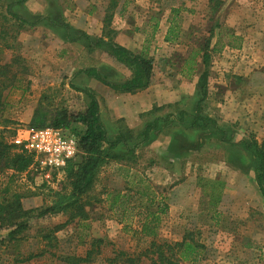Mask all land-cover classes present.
Segmentation results:
<instances>
[{
    "label": "rangeland",
    "instance_id": "rangeland-1",
    "mask_svg": "<svg viewBox=\"0 0 264 264\" xmlns=\"http://www.w3.org/2000/svg\"><path fill=\"white\" fill-rule=\"evenodd\" d=\"M125 1H120L113 20L112 27L119 31L116 39L135 52L146 49L155 61L156 73L148 98L138 105L136 115L125 120L128 128L134 132L143 130L154 119L149 114L155 107L165 108L156 116L167 115L175 110L166 107L179 103L182 97L186 100L181 108L195 110L198 77L188 79L178 71L182 59L210 39L211 49L218 43L221 50L211 58L209 94L203 103V114L216 118L236 142L255 139L263 143L264 0H220L223 5L215 16L213 0H130L122 10ZM53 3L73 29L99 38L108 0H30L25 8L31 16H45ZM173 9L178 13L173 14ZM173 19L181 34L178 42L167 43L164 37ZM156 24L159 31L154 33ZM17 39L19 46L14 50H5L0 43L2 63L19 55L28 69L20 86L5 93V118L10 124L0 123V136L7 143L12 144L18 128L49 126L57 109L64 108L72 114L85 110L89 99L75 88L95 92L105 124L114 127L108 101L99 93L102 83L75 72L95 64L110 81L119 82L131 76L130 70L115 65L106 49L88 52L92 54L89 55L81 44L67 43L61 32L46 25L20 31ZM226 43L233 47L222 48ZM69 52L71 57L65 59L63 53ZM42 97L46 100L40 108ZM121 105L117 106L120 110ZM145 108L150 111L144 112ZM189 122L187 118L186 124ZM218 137L212 129L193 131L177 123L153 133L149 144L138 151L135 163H111L101 170L88 196L91 206L87 222L75 221L56 233V248L52 249L38 239L39 228H52L68 218L58 215L34 221L28 239L21 245L0 249V264H68L58 257H85L94 239H101L102 244L100 254L89 264H108L107 259L118 252L132 256L143 253L151 242L137 234L143 217L137 216V211L122 217V211H111L110 204L119 192L131 189L134 194L147 188L155 193L157 202L169 207L161 216L157 238L160 242H180L191 234L205 246L204 258L197 264H264V198L256 183V163L242 147L221 143ZM12 174L8 170L6 175ZM15 177L11 189L22 195L26 209L51 205L54 194L66 184L65 173L31 169ZM200 180L204 184L222 183L218 187L221 201L216 208L210 197H204ZM120 217L123 223H119ZM7 233L0 231V238ZM41 251H51L56 257L46 254L18 262ZM138 264L150 261L142 258Z\"/></svg>",
    "mask_w": 264,
    "mask_h": 264
},
{
    "label": "trees",
    "instance_id": "trees-1",
    "mask_svg": "<svg viewBox=\"0 0 264 264\" xmlns=\"http://www.w3.org/2000/svg\"><path fill=\"white\" fill-rule=\"evenodd\" d=\"M28 1L30 0H0V43L5 50L18 48L17 38L20 31L33 30L39 25H46L51 30L61 32L67 43L81 44L89 53L106 49L109 56L118 65L131 71L129 78L119 82L110 81L105 73L95 67L82 69L77 72V76L84 74L94 78L117 94H136L148 89L155 82V61L147 54V50L134 52L115 41L118 31L112 26L121 0H108L109 3L103 17L102 34L99 38L90 36L84 31L73 29L64 18L63 12L59 11L54 3L45 16L29 15L25 8ZM129 1L126 0L123 3L122 10L125 9V5ZM211 2L215 16L223 4L220 0ZM172 12L176 14L178 10L173 9ZM170 25L164 41L176 43L181 31L175 19ZM218 25L216 23V28H219ZM157 31H159L158 24L153 27V32ZM226 46L233 47L232 43H226L222 45V48ZM220 50L218 43L211 49L210 39H208L202 46L193 48L182 59L178 74L184 75L188 79L198 77V101L195 110L189 112L181 108V104H184L186 100L184 97H182L183 101L166 107L175 110L167 115L156 116L157 112L165 108L155 107L149 114H153L154 119L148 121L144 129L139 132H134L128 128L123 119L112 122L114 127L110 128L103 120L97 94L73 86L75 90L87 96L89 99L87 107L76 114L69 113L64 108L57 109L54 115H51L53 117L49 126L69 131L70 134L74 135L79 142L80 155L65 169L66 184L61 192L54 194L52 204L49 206L26 209L22 202V195L11 189L12 179L16 175L30 172L34 165V155L7 143L0 136V231L8 232L5 238H0V249L3 247L9 249L21 245L28 239V233L33 229L32 223L34 221L63 215L68 218L65 223L55 225L52 228L40 227L37 232L38 239L46 243V247L55 249L56 233L75 221L83 224L90 219L88 208L91 205L88 196L93 191L101 170L111 163L125 164L126 166L135 163L134 161L138 158V151L149 144L152 134L173 123L183 124L193 131L212 129L219 135L218 138L221 143L242 147L244 151L250 153L256 163V183L264 198V142L259 143L255 139L236 142L229 135L230 132L227 129L219 126L216 118L202 112L203 103L207 101L209 94L211 58ZM3 53V49H0V54ZM26 73H28L26 61L19 55L13 56L7 63L0 61V123L2 124H10V121L5 118L6 107L8 106L5 93L20 86L21 78L25 77ZM44 100L46 98L42 97L39 104L40 108H42L41 104ZM187 118L190 119L188 124H186ZM8 170L13 171L11 177L6 175ZM199 183L204 197H210L216 208L221 201V191L218 187L222 186V183L208 181L204 184L203 180H200ZM110 210L122 211V217L130 216L137 211L136 215L143 217V220L139 221L141 226L137 230V234L140 238L151 239V242L143 253L132 256L125 252H118L113 258L107 259L108 264H138L142 258L149 260L150 264H197L203 260L205 246L194 240L191 234H186L182 241L176 243L157 240L161 216L168 212L169 207L162 202H157L156 195L150 188L145 191H137L134 194L131 189H127L125 193L124 191L117 193L110 204ZM122 217H120L119 223L124 222ZM101 244V239H94L89 243L91 249L86 252L85 257L71 255L58 257V259L68 264H89L93 262L95 256L100 254ZM48 252L41 251L37 254H31L27 258L18 260V262H29L46 254L56 257L55 253Z\"/></svg>",
    "mask_w": 264,
    "mask_h": 264
},
{
    "label": "built area",
    "instance_id": "built-area-1",
    "mask_svg": "<svg viewBox=\"0 0 264 264\" xmlns=\"http://www.w3.org/2000/svg\"><path fill=\"white\" fill-rule=\"evenodd\" d=\"M12 144L34 155L31 169L41 172L64 173L69 163L80 155L78 139L63 129L18 128Z\"/></svg>",
    "mask_w": 264,
    "mask_h": 264
},
{
    "label": "crops",
    "instance_id": "crops-1",
    "mask_svg": "<svg viewBox=\"0 0 264 264\" xmlns=\"http://www.w3.org/2000/svg\"><path fill=\"white\" fill-rule=\"evenodd\" d=\"M119 33V31H118ZM102 34V30L100 31V34H99V37L101 36ZM117 38V37H116ZM116 43H118L119 45L133 51L129 46H127L126 44H120L118 39L115 40ZM66 46H68L67 44H65ZM69 47H65V50H67ZM98 52V51H97ZM135 52V51H134ZM88 53V52H87ZM96 53V51L94 52ZM65 55V59H67L69 56L71 57V54L70 52L67 54V53H63ZM89 54V53H88ZM89 55H92V54H89ZM113 63L116 65L117 63L113 60ZM118 65V64H117ZM120 66V65H118ZM99 68L98 65H92V66H89V67H82V68H79L75 73H77L78 71L82 70V69H88V68ZM124 68V66H121ZM127 69V68H126ZM101 71V70H100ZM102 72V71H101ZM99 93H101V96L102 98H104L105 96V100L108 101V104L107 106H109V109L111 111V119H110V122H115L116 120H119V119H124V120H127L129 118V115H136V112H137V109H138V105L140 106V104H142V101L145 99V98H148V94L150 92V87L146 90H143L141 92H138L136 94H117L115 93L112 89L104 86V85H100L99 86ZM131 102V104H129ZM119 104H122L121 105V110H120V107L117 108V106ZM132 104H135V105H132ZM147 106V104H146ZM152 106L150 107V110H151ZM149 108L145 110H143L144 112H148L150 111ZM142 112V111H141ZM115 120V121H113Z\"/></svg>",
    "mask_w": 264,
    "mask_h": 264
}]
</instances>
